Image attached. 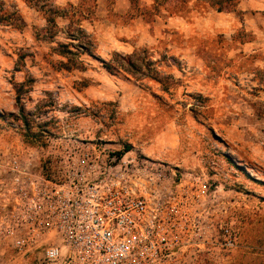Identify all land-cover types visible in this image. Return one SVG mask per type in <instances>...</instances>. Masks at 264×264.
I'll use <instances>...</instances> for the list:
<instances>
[{"label": "rangeland", "instance_id": "obj_1", "mask_svg": "<svg viewBox=\"0 0 264 264\" xmlns=\"http://www.w3.org/2000/svg\"><path fill=\"white\" fill-rule=\"evenodd\" d=\"M138 87L162 109L120 110ZM168 118L179 157L152 156ZM103 148L213 181L228 203L238 246L175 264H264V0H0V264H44L39 243L17 245L41 239L12 215L13 166L56 179Z\"/></svg>", "mask_w": 264, "mask_h": 264}, {"label": "built area", "instance_id": "obj_2", "mask_svg": "<svg viewBox=\"0 0 264 264\" xmlns=\"http://www.w3.org/2000/svg\"><path fill=\"white\" fill-rule=\"evenodd\" d=\"M127 154H85L56 179L13 166L12 215L41 239L25 231L17 245L39 243L44 264H175L209 246H238L213 181H176L177 171Z\"/></svg>", "mask_w": 264, "mask_h": 264}, {"label": "crops", "instance_id": "obj_3", "mask_svg": "<svg viewBox=\"0 0 264 264\" xmlns=\"http://www.w3.org/2000/svg\"><path fill=\"white\" fill-rule=\"evenodd\" d=\"M125 12V11H121ZM126 45V44H124ZM130 43H128V46ZM118 79L117 76H115V80ZM146 94L142 100V95ZM128 94L125 91L119 92L118 96L115 95V101H117L119 109L123 112H130L134 109H162L163 104L161 103L159 98L157 97L156 93H148L145 90H143L141 87L137 88V91L132 94V96H127ZM165 110V109H164ZM174 124H176V121L174 119L168 118L166 122L163 124L161 129L159 131H156L154 134L151 133L148 141L145 143V147L148 151H151L153 155L157 156H166L168 159H172V157H179V149L181 145V136L180 133L175 128L176 133H174ZM144 154V153H142ZM146 155V154H144ZM149 157V154L146 155ZM148 157V158H149ZM150 159V158H149ZM155 165H162L165 167H170V165L164 164L166 161L160 162L159 159L153 158L150 159ZM163 161V160H162ZM173 169V171H178V168H170Z\"/></svg>", "mask_w": 264, "mask_h": 264}, {"label": "trees", "instance_id": "obj_4", "mask_svg": "<svg viewBox=\"0 0 264 264\" xmlns=\"http://www.w3.org/2000/svg\"><path fill=\"white\" fill-rule=\"evenodd\" d=\"M131 2H132V0H131ZM130 148H131L130 146H127V150H129ZM258 258H259L258 256L253 257V262H248V263H249V264H250V263H252V264H256V262H258ZM248 263H247V264H248ZM232 264H234V263H232Z\"/></svg>", "mask_w": 264, "mask_h": 264}]
</instances>
